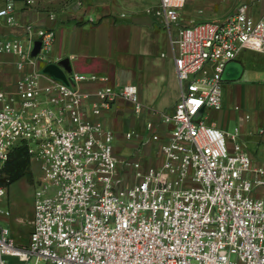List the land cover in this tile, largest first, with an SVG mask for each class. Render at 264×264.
Here are the masks:
<instances>
[{"label": "built area", "instance_id": "obj_1", "mask_svg": "<svg viewBox=\"0 0 264 264\" xmlns=\"http://www.w3.org/2000/svg\"><path fill=\"white\" fill-rule=\"evenodd\" d=\"M186 2L160 0L156 9L175 49L181 97L173 113L146 121L148 136L125 133L139 138L130 157L99 117L118 100L143 113L136 84L114 87L106 75L77 71L69 83L48 76L40 65L59 59L51 28L28 26L29 49L0 39V53L17 54L21 73L10 90L0 67V176L23 143L42 173L28 242L0 225V264H264V160L237 141L238 128L230 142L206 116L223 108L228 62L243 49L264 51V13L255 19L242 3L224 20L179 25L174 36ZM0 15L17 22L10 8ZM8 191L0 183V202ZM10 213L0 205V220Z\"/></svg>", "mask_w": 264, "mask_h": 264}, {"label": "crops", "instance_id": "obj_2", "mask_svg": "<svg viewBox=\"0 0 264 264\" xmlns=\"http://www.w3.org/2000/svg\"><path fill=\"white\" fill-rule=\"evenodd\" d=\"M159 3L160 0H0V9L10 8L17 21L8 23L6 17L0 15V39L19 38L29 49L31 46L26 40L28 26L51 28L56 34L52 57L59 58L55 63L61 65L67 77L77 71L106 75L107 82L114 87L136 84L146 107L143 113H135L132 103L118 100L99 118L116 133L126 122V132L136 130L146 137V121L158 120L157 113H173L181 97L175 49L170 32L156 12ZM242 3L249 5V13L255 19L263 16L264 0H187L180 10L179 24L173 27V35H177L179 25L224 20ZM37 40L34 38L32 52ZM17 59V54L0 53V67L4 70L2 78L10 90L15 89V82L21 74L15 65ZM46 65H40L42 71ZM263 68L264 51L243 49L226 65L222 90L226 87L231 93L238 91L241 95L244 89L247 94L251 88L257 93L264 82L256 80L253 71ZM98 84L88 83L85 88L93 91ZM3 105L0 102V106ZM223 114L226 122L229 114L225 111ZM247 114L241 117V127L237 128L248 133L255 155L248 152L256 161H261L264 115H257L250 125L248 121L252 116L249 114L247 118ZM223 122L212 120L208 123L225 130ZM138 143H133L134 149ZM8 262L19 264L14 257Z\"/></svg>", "mask_w": 264, "mask_h": 264}, {"label": "rangeland", "instance_id": "obj_3", "mask_svg": "<svg viewBox=\"0 0 264 264\" xmlns=\"http://www.w3.org/2000/svg\"><path fill=\"white\" fill-rule=\"evenodd\" d=\"M219 18L221 19L222 17ZM253 74L257 75L256 80L261 79V81L264 82V68L263 70L256 69V71H253ZM223 99V109L218 111L211 110L206 116L208 118L207 122L212 120L218 122L224 121L223 123L225 132L228 134V141H230L231 135L236 133V128L241 127L240 121L243 115L249 113L252 116V119L248 121L250 125L257 115H264V84L259 88L257 93L254 89L249 88L247 94L244 89L241 95H239L238 91L236 93L232 91L231 93V91L224 87ZM224 111L229 114L226 122L223 114ZM119 128L117 134L120 137L116 139L118 153L121 157H130L135 153L133 143L138 142L139 138L125 140L124 135L128 128L126 122ZM147 132L149 131L147 130ZM247 134V132L244 133L243 130H240L237 141L240 142L247 151L254 154V144L248 139ZM154 146L156 148H154L152 156L147 158L149 161L155 159L160 143H154ZM259 156H262L260 160L263 161L264 154ZM41 174L39 163L35 160H31V174L14 182L9 187L7 195L0 202V205L8 208L11 212L10 215L1 217L0 225L9 227L12 236L20 244L27 242L29 238V232L32 226L31 221L34 216V192L39 184Z\"/></svg>", "mask_w": 264, "mask_h": 264}, {"label": "trees", "instance_id": "obj_4", "mask_svg": "<svg viewBox=\"0 0 264 264\" xmlns=\"http://www.w3.org/2000/svg\"><path fill=\"white\" fill-rule=\"evenodd\" d=\"M31 154L27 144H18L1 169L0 183L8 188L16 181L31 174Z\"/></svg>", "mask_w": 264, "mask_h": 264}, {"label": "water", "instance_id": "obj_5", "mask_svg": "<svg viewBox=\"0 0 264 264\" xmlns=\"http://www.w3.org/2000/svg\"><path fill=\"white\" fill-rule=\"evenodd\" d=\"M40 47H41V43L39 40H37L35 43L34 49H33V55H36L39 52ZM65 61L68 62L69 60L67 59ZM43 72L49 73V74L53 75L54 77L61 79L62 81L66 82V83H69V79H68L64 69L58 63H55V62L48 63L43 68Z\"/></svg>", "mask_w": 264, "mask_h": 264}]
</instances>
